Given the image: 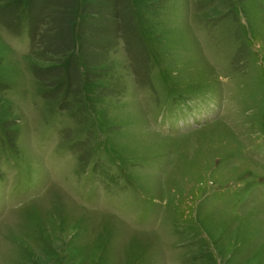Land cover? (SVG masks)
I'll list each match as a JSON object with an SVG mask.
<instances>
[{"label":"rangeland","instance_id":"374dc122","mask_svg":"<svg viewBox=\"0 0 264 264\" xmlns=\"http://www.w3.org/2000/svg\"><path fill=\"white\" fill-rule=\"evenodd\" d=\"M0 264H264V0H0Z\"/></svg>","mask_w":264,"mask_h":264},{"label":"bare ground","instance_id":"6f19581e","mask_svg":"<svg viewBox=\"0 0 264 264\" xmlns=\"http://www.w3.org/2000/svg\"><path fill=\"white\" fill-rule=\"evenodd\" d=\"M71 204H74V203H71ZM64 205V204H63ZM52 208H54V207H52Z\"/></svg>","mask_w":264,"mask_h":264}]
</instances>
